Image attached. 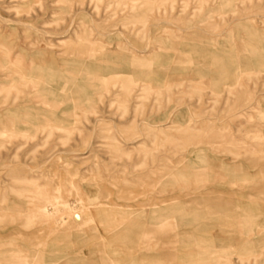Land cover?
I'll return each instance as SVG.
<instances>
[{
	"label": "rangeland",
	"instance_id": "374dc122",
	"mask_svg": "<svg viewBox=\"0 0 264 264\" xmlns=\"http://www.w3.org/2000/svg\"><path fill=\"white\" fill-rule=\"evenodd\" d=\"M0 264H264V0H0Z\"/></svg>",
	"mask_w": 264,
	"mask_h": 264
}]
</instances>
